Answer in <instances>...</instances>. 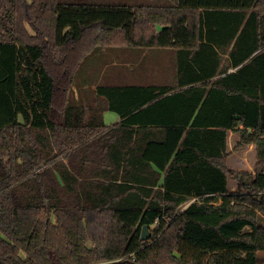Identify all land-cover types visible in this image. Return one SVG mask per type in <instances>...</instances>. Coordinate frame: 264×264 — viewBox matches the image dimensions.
Returning a JSON list of instances; mask_svg holds the SVG:
<instances>
[{
	"label": "trees",
	"instance_id": "16d2710c",
	"mask_svg": "<svg viewBox=\"0 0 264 264\" xmlns=\"http://www.w3.org/2000/svg\"><path fill=\"white\" fill-rule=\"evenodd\" d=\"M139 47L172 84L74 99ZM263 188L264 0H0V264H259Z\"/></svg>",
	"mask_w": 264,
	"mask_h": 264
},
{
	"label": "rangeland",
	"instance_id": "374dc122",
	"mask_svg": "<svg viewBox=\"0 0 264 264\" xmlns=\"http://www.w3.org/2000/svg\"><path fill=\"white\" fill-rule=\"evenodd\" d=\"M161 25H156L159 28ZM29 32H32L29 29ZM145 49V48H144ZM158 52L155 56H158V60L150 59L151 53ZM148 53V66L155 65L156 70L146 69L142 75L133 76L127 74L124 70L125 56L122 48L118 49H98L94 52L92 56L85 58L77 71V80L78 81H87L91 83H125L129 81H141V82H155V83H173L174 77V50L172 48H160L152 47L146 50ZM163 51V52H160ZM145 57V56H144ZM163 63V65L161 64ZM104 64H107V67H103ZM84 66V67H83ZM135 75L138 74V69L135 68ZM82 71V72H81ZM79 75V77H78ZM73 87V97H76V92L78 90ZM80 94V93H79ZM84 97V101H90L92 99L91 87L85 89V91L80 95ZM75 99V100H76ZM219 201V200H218ZM216 201V202H218ZM189 202V201H188ZM262 261L259 264H264V255L261 258Z\"/></svg>",
	"mask_w": 264,
	"mask_h": 264
},
{
	"label": "crops",
	"instance_id": "0c3cea01",
	"mask_svg": "<svg viewBox=\"0 0 264 264\" xmlns=\"http://www.w3.org/2000/svg\"><path fill=\"white\" fill-rule=\"evenodd\" d=\"M152 48V47H147V48H136L135 51H132V49H128L127 51H125V63H124V70L125 72L129 75H133V76H138V75H142L144 73V71L147 69H152V70H156L155 65L152 66H148V53H147V49ZM159 49L155 50V52L151 53L150 55V59H156L158 60V56H155V54L158 52ZM163 52V51H160ZM145 56V57H144ZM163 65V63H161ZM103 67H107V64H104ZM135 68L138 69V74L135 75ZM86 84H84L83 89L88 88V84L89 82H84ZM127 84H149V83H153V84H160V83H155V82H141V81H129V82H125ZM97 84H101V82L98 83H91V89H94L96 87ZM103 84V83H102ZM76 90H78L77 88H75ZM76 97L79 98L80 94L79 92H76ZM82 100H84V97H82ZM103 118H104V122L106 125H111L115 122L120 121V117L118 116V114L114 111L111 110H106L103 113Z\"/></svg>",
	"mask_w": 264,
	"mask_h": 264
},
{
	"label": "water",
	"instance_id": "95a60500",
	"mask_svg": "<svg viewBox=\"0 0 264 264\" xmlns=\"http://www.w3.org/2000/svg\"><path fill=\"white\" fill-rule=\"evenodd\" d=\"M229 71H231V70H229ZM140 238H141L142 240H147V239L149 238V230H148V228H147L146 225H144V226L142 227V231H141Z\"/></svg>",
	"mask_w": 264,
	"mask_h": 264
},
{
	"label": "built area",
	"instance_id": "2783aa9c",
	"mask_svg": "<svg viewBox=\"0 0 264 264\" xmlns=\"http://www.w3.org/2000/svg\"><path fill=\"white\" fill-rule=\"evenodd\" d=\"M256 196H257L258 200L264 202V188L262 190H260L259 192H257Z\"/></svg>",
	"mask_w": 264,
	"mask_h": 264
}]
</instances>
